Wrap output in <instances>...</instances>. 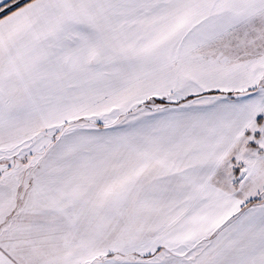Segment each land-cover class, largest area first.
<instances>
[{
  "label": "snow or ice",
  "instance_id": "1",
  "mask_svg": "<svg viewBox=\"0 0 264 264\" xmlns=\"http://www.w3.org/2000/svg\"><path fill=\"white\" fill-rule=\"evenodd\" d=\"M0 264H264V0H0Z\"/></svg>",
  "mask_w": 264,
  "mask_h": 264
}]
</instances>
